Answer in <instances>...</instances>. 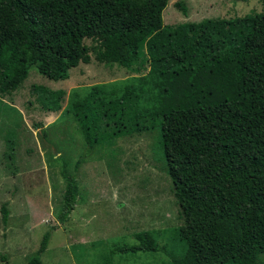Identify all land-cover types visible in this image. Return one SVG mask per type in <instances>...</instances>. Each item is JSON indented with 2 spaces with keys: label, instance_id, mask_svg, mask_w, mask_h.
I'll list each match as a JSON object with an SVG mask.
<instances>
[{
  "label": "trees",
  "instance_id": "obj_1",
  "mask_svg": "<svg viewBox=\"0 0 264 264\" xmlns=\"http://www.w3.org/2000/svg\"><path fill=\"white\" fill-rule=\"evenodd\" d=\"M90 1L0 0L3 90L18 88L31 66L55 81L93 59L130 69L144 44L149 70L134 78L138 83L132 78L121 89L96 83L87 92L72 91L67 111L82 131L84 154L159 125L166 172L186 222L264 210V9L171 25L163 18L169 0H111L99 14L87 11ZM175 6L188 15L183 0ZM66 164L62 221L79 196ZM1 212L7 224L6 203ZM50 235L44 234L39 254ZM135 235L137 243L120 252L164 251L171 264H194L195 248L182 233L176 237L184 244L181 254L170 253L152 231ZM242 250L232 245L221 264H243ZM39 254L28 264H42Z\"/></svg>",
  "mask_w": 264,
  "mask_h": 264
},
{
  "label": "rangeland",
  "instance_id": "obj_2",
  "mask_svg": "<svg viewBox=\"0 0 264 264\" xmlns=\"http://www.w3.org/2000/svg\"><path fill=\"white\" fill-rule=\"evenodd\" d=\"M110 1L91 0L86 9L99 14ZM178 1L169 0L163 11L165 24L264 9L262 0H183L188 9L184 15L175 6ZM148 70L143 44L130 69L93 59L70 69L68 79L55 81L31 66L18 88L5 91L7 78L0 61V264H28L39 254L48 231V246L39 254L42 264H171L164 251H119L123 245L136 244L135 234L142 230L154 232L174 254L184 250L176 238L182 233L195 248L194 264H221L232 245L243 249V264H255L256 254H260L256 261L264 264L263 209L205 222L183 219L166 172L159 125L118 138L112 146V141L95 145L84 154L82 131L67 111L72 91L87 92L96 83L121 89L138 83L134 78ZM64 162L79 185L66 221L59 218ZM3 203L10 210L7 224L2 220Z\"/></svg>",
  "mask_w": 264,
  "mask_h": 264
}]
</instances>
